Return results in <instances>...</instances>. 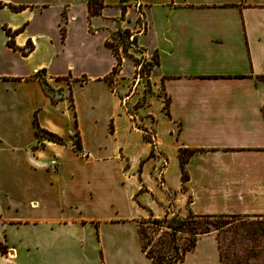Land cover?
Here are the masks:
<instances>
[{
    "label": "crops",
    "instance_id": "1",
    "mask_svg": "<svg viewBox=\"0 0 264 264\" xmlns=\"http://www.w3.org/2000/svg\"><path fill=\"white\" fill-rule=\"evenodd\" d=\"M87 1L0 0V264H152L143 220L264 216V0ZM124 30L166 106L126 105ZM178 264H224L215 236Z\"/></svg>",
    "mask_w": 264,
    "mask_h": 264
},
{
    "label": "rangeland",
    "instance_id": "2",
    "mask_svg": "<svg viewBox=\"0 0 264 264\" xmlns=\"http://www.w3.org/2000/svg\"><path fill=\"white\" fill-rule=\"evenodd\" d=\"M137 21L140 27L144 26L141 15L138 16ZM128 37V34L119 31L114 36V39L110 41L114 52L120 60V55L132 57L129 60L130 66L128 67L132 76L128 81H125L128 84V88L125 89V91L126 93H131V95H136L132 100H126V105L133 103L132 106L128 107L130 112L134 113V109L137 106L146 104L150 98L153 99L152 101H155L154 97L162 96L164 102L163 106H166L167 100L161 90L153 91L151 80L148 79L150 71L155 64V55L145 54L137 47L135 42ZM128 49L131 54L127 53ZM132 54H135L136 57ZM119 68L120 67H117L114 73H117ZM118 82L120 84H125L121 80ZM135 83L137 84L134 86ZM49 93L57 97L56 92L49 90ZM121 97H123V95ZM41 135L44 136L45 134L41 133ZM76 139L77 138H74V141H76ZM169 218L172 217H168V219ZM168 222L169 221L166 220V222L162 221L156 224L151 218H148L145 222L141 223L140 226L144 234L143 242L146 246V250L150 251L157 260H160V257L157 256L158 254L165 255L166 259L164 263L172 264L174 262H172V259L169 261L167 256H173V250H179V252H181V250L189 244L191 236L187 233L188 226H185L184 232H177L175 236L172 237L170 235L171 230L168 227ZM193 224V222H190V225ZM217 224L222 227L217 229L210 224L208 225L210 230L208 233L215 236L218 246L220 247L221 261L224 264H264V216L224 217L217 221ZM159 264H162V262L160 261Z\"/></svg>",
    "mask_w": 264,
    "mask_h": 264
},
{
    "label": "trees",
    "instance_id": "3",
    "mask_svg": "<svg viewBox=\"0 0 264 264\" xmlns=\"http://www.w3.org/2000/svg\"><path fill=\"white\" fill-rule=\"evenodd\" d=\"M121 1L123 2L125 0H121ZM87 4H88V8H89L90 13L92 15H97V14H99L100 9L103 5V0H88ZM10 8L15 11V10L20 9L21 7L10 6ZM16 32H17V30L11 31L9 29H6V34L10 37H12ZM123 32L130 35V32L128 30H124ZM106 44L113 50L110 42H107ZM8 45L15 48V45L10 40L8 41ZM31 49H32V45L30 44L29 50H31ZM22 53L25 54L26 52L22 51ZM117 61L118 62L113 69L114 72L116 71L117 67H120V65H121L120 58L117 57ZM156 62H157V58L155 57V64H156ZM105 80L109 81V77L106 78ZM41 133H44L45 135L42 136ZM36 135L38 137H42V138L50 140V141H54V142L61 143V144L64 143L63 139L60 136H58L52 132H49L47 130H44V129L40 128L38 125H36ZM75 146L77 149L81 148L80 143H79V138L76 139ZM190 153H192V151L187 152L186 150H180L178 152L179 159H180V167H181V172H182L181 176H182L183 183H185L187 181V178H188V175L185 171V162L187 160V156ZM224 217L235 218V217H241V215L193 214L191 211H189L188 214L185 216V218L173 216L172 218H169V219H168V217H164L162 219H157V218H151V219L156 224H159V222H162V221L166 222V220H168L169 221L168 227L171 230L170 235L172 237L175 236V234L177 232H184V227L188 226L187 233L191 236V239L189 240V244L186 247H184L181 250V252H179V250H173V253H172L173 256H169V257L167 256V259L169 261L172 259V262H174L172 264H178L181 260H183L185 253L188 250H191L194 248V246L196 245V241H197L198 237L200 235L206 234L210 231L208 225L212 224L213 226H215L218 229L222 226L217 224V221L221 220ZM143 222H145V220H143L142 223ZM190 222H193L194 224L190 225ZM139 234H140V240H141L142 248L146 252V254L151 258L152 264H159L160 261L162 262V264H165L164 263V260L166 259L165 255H159L158 254L157 256L160 257V260H157V259H155L154 255H152V253L150 251L146 250V246L143 242L144 234H143L141 226L139 227ZM0 251L4 252V249L2 248L1 245H0ZM157 261H159V262H157Z\"/></svg>",
    "mask_w": 264,
    "mask_h": 264
},
{
    "label": "built area",
    "instance_id": "4",
    "mask_svg": "<svg viewBox=\"0 0 264 264\" xmlns=\"http://www.w3.org/2000/svg\"><path fill=\"white\" fill-rule=\"evenodd\" d=\"M136 4H137V6H139V2H138V0H137ZM71 135H72L74 138H76V136H75V133H74V132H71Z\"/></svg>",
    "mask_w": 264,
    "mask_h": 264
}]
</instances>
